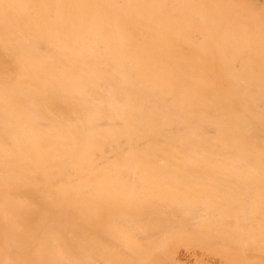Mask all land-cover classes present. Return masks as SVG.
<instances>
[{"label":"bare ground","instance_id":"6f19581e","mask_svg":"<svg viewBox=\"0 0 264 264\" xmlns=\"http://www.w3.org/2000/svg\"><path fill=\"white\" fill-rule=\"evenodd\" d=\"M219 203L264 238V0H0V264H152Z\"/></svg>","mask_w":264,"mask_h":264},{"label":"rangeland","instance_id":"374dc122","mask_svg":"<svg viewBox=\"0 0 264 264\" xmlns=\"http://www.w3.org/2000/svg\"><path fill=\"white\" fill-rule=\"evenodd\" d=\"M233 187L235 188V190L239 191L242 194L241 195L242 197H246L245 188L238 187V186H233ZM239 189H243V190H239ZM250 206L254 207V206H261V205L256 201H252L249 204L243 205L244 208L246 207L248 208ZM213 207L214 208L212 209H210L211 206L209 207V209L207 208L208 212L206 211V213L209 214V212L214 211L215 213L226 214L227 211H230L233 214V218L231 219L224 216L225 218L224 220L226 222L225 224L228 225L230 228L229 233L227 232L228 234L221 233V229L216 227L215 228L216 232L212 233L213 236L211 237L210 235H206V234L204 235L203 232L200 233L201 229H203L201 227L199 228V232L197 231L198 228L194 229L195 227L200 226V221L198 220L191 221L195 223V225L192 223V225L194 226H192L190 222L187 220L184 222L181 221L183 224L182 226L180 222L181 217L171 219L170 222L176 221L177 224L174 222L173 225H171L172 224L171 223L170 229L168 228L167 230H164L166 231V233L168 230H170L169 234H167V237L165 236L166 233L162 231L165 233L164 236L168 239L167 243L169 244V247H170V253L165 255V258L160 257L158 253L157 256H159V259L157 260L156 258L157 256L155 255L154 260L156 261L155 262L153 261V263L152 262L151 263L152 264H264V238L260 237V239L258 240L260 232L257 235L258 237L256 238L257 240L254 241V238H253V241H252L253 244H250L251 243L250 241H249L250 243L249 242L244 243L241 240L239 241V236H236L235 232L233 231L231 233L232 227L236 226L237 223L239 225L241 221V219H239L241 217H238V219H234V218H237L238 216L237 211L239 210V208L234 207V206L230 207L223 203H219ZM257 216L256 218L253 217L254 219L251 218L253 220L252 221L253 223L251 222V219L249 218H247L249 221L247 219H244V220L242 219L244 223L246 221V224L249 225L248 227H250L249 229L250 233L252 229L254 231L255 229H257V231L261 230V227L264 224V212H260L259 216L258 217ZM234 221H235V224H234ZM259 225L260 227H258ZM202 227H204V225ZM217 228L219 229V232H217ZM249 230L247 229V232ZM199 233H200V236H199ZM201 234H203V236H201ZM251 234H249V236ZM254 236L256 237V235ZM246 243H249V244L247 245ZM135 256L136 257L134 258V261L138 259L137 255ZM145 262H144L145 264L148 263L147 261Z\"/></svg>","mask_w":264,"mask_h":264}]
</instances>
